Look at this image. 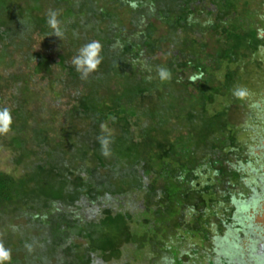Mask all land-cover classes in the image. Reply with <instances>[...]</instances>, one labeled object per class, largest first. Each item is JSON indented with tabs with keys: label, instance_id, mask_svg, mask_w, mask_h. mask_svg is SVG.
<instances>
[{
	"label": "trees",
	"instance_id": "obj_1",
	"mask_svg": "<svg viewBox=\"0 0 264 264\" xmlns=\"http://www.w3.org/2000/svg\"><path fill=\"white\" fill-rule=\"evenodd\" d=\"M5 108L3 264H227L263 192L264 0H0Z\"/></svg>",
	"mask_w": 264,
	"mask_h": 264
},
{
	"label": "rangeland",
	"instance_id": "obj_2",
	"mask_svg": "<svg viewBox=\"0 0 264 264\" xmlns=\"http://www.w3.org/2000/svg\"><path fill=\"white\" fill-rule=\"evenodd\" d=\"M262 130L264 132V127ZM261 135L259 134L258 137H261ZM2 155L4 159L7 157V153ZM0 172H13V169L8 166L7 161L4 163L3 160L0 164ZM263 177H258L256 180V183L258 180H260V184L262 183L263 192L240 206L238 221L241 228L238 230L230 229L226 239L220 240L218 244V247L223 252V254H220L221 258L227 264H264ZM138 253L140 254L136 247H128L125 250L126 261L141 264Z\"/></svg>",
	"mask_w": 264,
	"mask_h": 264
},
{
	"label": "clouds",
	"instance_id": "obj_3",
	"mask_svg": "<svg viewBox=\"0 0 264 264\" xmlns=\"http://www.w3.org/2000/svg\"><path fill=\"white\" fill-rule=\"evenodd\" d=\"M58 13L52 11L48 17V25L54 30L53 35L60 38L62 33L59 28V21L57 19ZM102 46L99 42L93 41L86 44L81 48L78 56L73 60V64L76 67L77 72H80L85 78L95 70H97L102 62ZM160 76L162 79L168 77V73L161 69ZM0 122H2L3 127L0 128V132H6L9 129V126L12 122V117L7 108L0 111ZM107 141L103 140L102 144H106ZM10 253L0 245V264H3V261L9 259Z\"/></svg>",
	"mask_w": 264,
	"mask_h": 264
},
{
	"label": "flooded vegetation",
	"instance_id": "obj_4",
	"mask_svg": "<svg viewBox=\"0 0 264 264\" xmlns=\"http://www.w3.org/2000/svg\"><path fill=\"white\" fill-rule=\"evenodd\" d=\"M264 215V214H263Z\"/></svg>",
	"mask_w": 264,
	"mask_h": 264
}]
</instances>
